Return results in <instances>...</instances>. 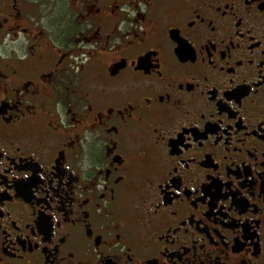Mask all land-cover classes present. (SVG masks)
I'll list each match as a JSON object with an SVG mask.
<instances>
[{
  "label": "flooded vegetation",
  "instance_id": "flooded-vegetation-1",
  "mask_svg": "<svg viewBox=\"0 0 264 264\" xmlns=\"http://www.w3.org/2000/svg\"><path fill=\"white\" fill-rule=\"evenodd\" d=\"M0 264H264V0H0Z\"/></svg>",
  "mask_w": 264,
  "mask_h": 264
}]
</instances>
